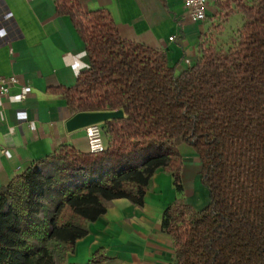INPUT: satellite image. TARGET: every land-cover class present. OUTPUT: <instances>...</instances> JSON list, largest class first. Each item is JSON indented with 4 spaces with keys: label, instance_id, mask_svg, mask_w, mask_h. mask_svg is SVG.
<instances>
[{
    "label": "trees",
    "instance_id": "16d2710c",
    "mask_svg": "<svg viewBox=\"0 0 264 264\" xmlns=\"http://www.w3.org/2000/svg\"><path fill=\"white\" fill-rule=\"evenodd\" d=\"M71 18L89 68L63 89L74 113L121 110L101 124L103 152L60 147L0 195V264H72L68 254L110 203L142 206L158 169L182 191L180 144L191 147L208 204L176 201L163 214L174 264H264V0H216L243 24L226 49L200 45L176 72L166 53L122 39L103 11L54 0ZM233 8V10H231ZM105 251L87 264H107Z\"/></svg>",
    "mask_w": 264,
    "mask_h": 264
},
{
    "label": "crops",
    "instance_id": "0c3cea01",
    "mask_svg": "<svg viewBox=\"0 0 264 264\" xmlns=\"http://www.w3.org/2000/svg\"><path fill=\"white\" fill-rule=\"evenodd\" d=\"M207 0L206 20L195 22L183 0H80L84 12L106 13L122 39L166 53L176 72L198 59L201 38L217 13ZM172 38V40H170ZM89 68V57L71 18L56 12L54 0H0V76L17 83L0 97V195L36 162L67 146L89 153L85 129L68 131L77 113L67 105L63 89L74 86ZM106 144V139L104 138ZM181 185L158 169L143 205L113 200L106 212L88 225L86 236L67 256L87 264L94 252L105 251L107 264H174L173 238L162 228L163 214L176 201L194 211L208 204L200 182L201 166L194 150L180 144Z\"/></svg>",
    "mask_w": 264,
    "mask_h": 264
},
{
    "label": "rangeland",
    "instance_id": "374dc122",
    "mask_svg": "<svg viewBox=\"0 0 264 264\" xmlns=\"http://www.w3.org/2000/svg\"><path fill=\"white\" fill-rule=\"evenodd\" d=\"M242 24L243 16L236 11L231 13L217 10L215 16L209 20L208 29L201 38L200 45L226 49L236 41Z\"/></svg>",
    "mask_w": 264,
    "mask_h": 264
},
{
    "label": "built area",
    "instance_id": "2783aa9c",
    "mask_svg": "<svg viewBox=\"0 0 264 264\" xmlns=\"http://www.w3.org/2000/svg\"><path fill=\"white\" fill-rule=\"evenodd\" d=\"M188 9L190 17L195 22L206 20L207 0H183ZM172 40V38L170 39ZM17 83L15 77L0 76V97L7 95L9 90ZM89 153L97 154L105 150L104 134L101 124H93L84 128Z\"/></svg>",
    "mask_w": 264,
    "mask_h": 264
},
{
    "label": "water",
    "instance_id": "95a60500",
    "mask_svg": "<svg viewBox=\"0 0 264 264\" xmlns=\"http://www.w3.org/2000/svg\"><path fill=\"white\" fill-rule=\"evenodd\" d=\"M124 117L121 110L101 111V112H80L66 122L68 131L85 128L93 124H104L107 121L122 119Z\"/></svg>",
    "mask_w": 264,
    "mask_h": 264
}]
</instances>
